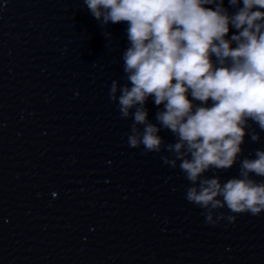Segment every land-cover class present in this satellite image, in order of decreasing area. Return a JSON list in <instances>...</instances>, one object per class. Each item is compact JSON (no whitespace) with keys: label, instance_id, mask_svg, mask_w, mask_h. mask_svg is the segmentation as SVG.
<instances>
[{"label":"clouds","instance_id":"9594fccd","mask_svg":"<svg viewBox=\"0 0 264 264\" xmlns=\"http://www.w3.org/2000/svg\"><path fill=\"white\" fill-rule=\"evenodd\" d=\"M83 2L102 27L128 25L126 83L113 80L109 98L118 101L122 119L133 120L129 146H143L145 153L166 150L170 157L162 159L172 168L179 161L190 182L185 198L206 211L208 223L225 207L235 214L264 212V180L253 178H264V149L240 160L246 136L260 141L253 125L264 132V0H242V6L228 0L233 13L224 0ZM230 28L236 32L229 37ZM150 98L156 123L148 118ZM162 129L174 143H165ZM238 160V177L222 183L204 175L229 170Z\"/></svg>","mask_w":264,"mask_h":264}]
</instances>
